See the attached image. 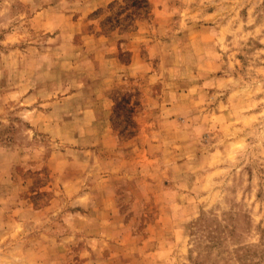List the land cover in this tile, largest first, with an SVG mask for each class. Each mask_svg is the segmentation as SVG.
<instances>
[{"label": "rangeland", "instance_id": "rangeland-1", "mask_svg": "<svg viewBox=\"0 0 264 264\" xmlns=\"http://www.w3.org/2000/svg\"><path fill=\"white\" fill-rule=\"evenodd\" d=\"M0 264H264V0H0Z\"/></svg>", "mask_w": 264, "mask_h": 264}]
</instances>
